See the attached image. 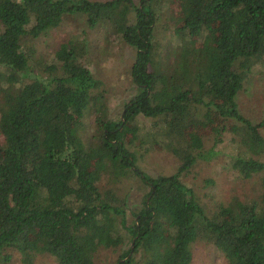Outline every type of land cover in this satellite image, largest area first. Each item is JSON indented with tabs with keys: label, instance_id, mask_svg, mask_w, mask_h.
<instances>
[{
	"label": "trees",
	"instance_id": "trees-1",
	"mask_svg": "<svg viewBox=\"0 0 264 264\" xmlns=\"http://www.w3.org/2000/svg\"><path fill=\"white\" fill-rule=\"evenodd\" d=\"M154 1L0 0V252L14 249L26 264L42 253L58 264H95L100 247H118L126 235L132 246L118 264H134L136 253L144 264H191L199 239L228 264H264V176L260 201L234 198L210 215L181 180L197 159L215 157L198 133L186 140L196 108L240 121L232 168L244 178L264 173V116L252 123L235 101L245 73L264 58V0H179L181 29L202 43L185 44L169 73L155 65ZM71 14L91 28L109 23L135 51L139 92L117 121L97 118L99 139L88 145L78 125L102 81L81 62L85 43L60 44L40 72H30L25 45ZM138 115L163 124L165 147L180 161L174 173L152 177L137 167L124 126ZM129 169L149 187L130 223L125 196L99 186Z\"/></svg>",
	"mask_w": 264,
	"mask_h": 264
},
{
	"label": "rangeland",
	"instance_id": "rangeland-1",
	"mask_svg": "<svg viewBox=\"0 0 264 264\" xmlns=\"http://www.w3.org/2000/svg\"><path fill=\"white\" fill-rule=\"evenodd\" d=\"M133 2L138 4L139 0ZM152 8L156 13L152 39L155 65L162 72L169 73L176 65L182 47L185 44H193L199 48L202 38L191 40L181 29L184 18L179 0H155ZM133 15L134 12H131V16ZM68 40L78 44L85 43L86 51L81 62L89 68L95 78L102 81L101 87L94 92L98 98L90 101L82 112L83 116L78 125L83 144H93L100 135L97 118L117 121L122 117L128 100L139 92V87L131 76L135 51L113 31L109 23H99L91 28L83 15L71 14L64 17L58 27L46 34L26 40L25 45L31 51L30 72H40V68L53 60L60 44ZM235 101L240 113L252 123H257L263 118L264 58L245 73L242 86L235 95ZM99 104L103 106L102 112L96 108ZM207 109L196 108V120L185 129V136L186 140H189L198 133L202 139L203 150L211 149L209 156L215 157L210 160L197 159L181 175L182 182L194 191L208 215L234 198L243 202L260 201L264 173L244 178L231 165L233 156L242 150L238 143L242 123L233 117L211 114ZM162 125L154 118L138 115L124 126L125 144L133 153L137 167L152 177L172 174L180 164L178 157L165 147L166 137L162 132ZM260 133L264 137V127L260 129ZM2 140L0 133V141ZM262 156L264 154L261 158ZM99 186L114 187L125 196L128 223L133 218L132 213L141 207L149 191L148 185L130 169L124 171L114 182L103 176ZM131 246L132 241L125 235L124 242L118 247H100L95 254L94 262L118 264L120 256ZM5 256L7 260L4 259ZM134 259V264H144L140 253H136ZM0 264L26 263L16 250L8 248L0 252ZM31 264L58 263L50 254L42 253L34 255ZM191 264L228 262L209 240L199 239L192 245Z\"/></svg>",
	"mask_w": 264,
	"mask_h": 264
}]
</instances>
